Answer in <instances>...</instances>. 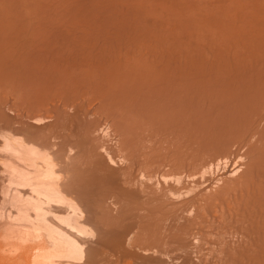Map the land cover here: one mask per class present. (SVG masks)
I'll use <instances>...</instances> for the list:
<instances>
[{
    "label": "rangeland",
    "instance_id": "1",
    "mask_svg": "<svg viewBox=\"0 0 264 264\" xmlns=\"http://www.w3.org/2000/svg\"><path fill=\"white\" fill-rule=\"evenodd\" d=\"M32 81L87 99L80 104L89 110L86 120L94 118L83 121L91 126L107 118L102 109L110 106L106 111H115L109 116L115 121L101 119L98 127L112 132L104 137L90 126L91 133L97 128L91 141L100 140L97 150L117 152L116 159L121 153L129 159L136 148L150 160L172 153L173 162L179 155L176 161L194 169L214 152L230 156L228 149L237 150L230 152L231 161L244 157L243 171L229 178L231 163L220 171L219 191L264 173V0H0V87L11 90L19 83L22 89ZM93 93L109 98L100 102ZM262 177V183L255 181L263 188ZM207 178L211 184L216 176Z\"/></svg>",
    "mask_w": 264,
    "mask_h": 264
},
{
    "label": "bare ground",
    "instance_id": "2",
    "mask_svg": "<svg viewBox=\"0 0 264 264\" xmlns=\"http://www.w3.org/2000/svg\"><path fill=\"white\" fill-rule=\"evenodd\" d=\"M39 83L21 84L22 89L18 83V92L0 87V264H264V187L256 183L264 173L252 170L253 179L259 175L261 180L245 177L243 185L219 191L220 171L232 165L229 178L243 171L244 157L231 161L233 149L230 156L222 149L217 156L210 153L213 159L194 169L176 161L179 155L171 162L172 153L163 160L156 150L161 162L152 158L158 165L143 153L140 158L136 148L129 159L123 153L116 159L117 152L107 146L101 152L100 140L94 139L98 146L91 141L102 118L89 125V110L80 104L87 99L60 85L54 90ZM93 94L97 101L105 98ZM101 109L108 120L112 109ZM90 126L97 127L95 132ZM108 130L100 132L104 136ZM208 176H216L211 184Z\"/></svg>",
    "mask_w": 264,
    "mask_h": 264
}]
</instances>
